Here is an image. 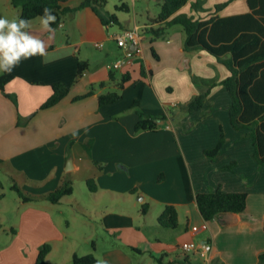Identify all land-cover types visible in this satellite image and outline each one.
Returning <instances> with one entry per match:
<instances>
[{
  "label": "crops",
  "instance_id": "0c3cea01",
  "mask_svg": "<svg viewBox=\"0 0 264 264\" xmlns=\"http://www.w3.org/2000/svg\"><path fill=\"white\" fill-rule=\"evenodd\" d=\"M83 1L73 0L69 7L77 8ZM197 2L201 6L195 9ZM225 3L217 12L216 7ZM249 12L247 0H192L178 14L208 19ZM158 14L141 25L135 21L134 29H140L142 38L138 46H130V52L114 48L119 31L112 30L113 22L107 23L111 14L104 8L99 15L90 8L67 14L58 28L50 26L51 32L42 29L39 18L31 21L30 31L48 44L49 63L34 56L11 73L0 72L14 76L5 91L17 99L15 105L0 90L1 167L16 180L14 185L33 196L57 190L64 178L72 180L84 166L92 172L83 182L87 195L79 199L74 188L73 195L57 204L10 198L15 201L10 207L0 181V226L8 215L18 216L9 225L11 240L0 242V264H35L45 244L52 248L48 264H73L74 255L89 254L96 257V264H159V260L193 264L199 255L184 253V242L212 243L209 264H259L264 254V168L254 158L252 140L244 136L247 131H237L231 124L232 98L220 85L230 72L206 51L185 53L180 26L151 43L142 28ZM18 16L10 0H0V17ZM120 60L125 64L114 70L115 81L110 82V67ZM79 61L89 63L81 77ZM126 73L131 81L122 99L100 107L98 97L113 91ZM194 78L216 80L219 85L202 110L186 115L182 105L206 88ZM58 83L70 88L69 95L40 110ZM101 83L106 86L100 88ZM91 87L93 95L75 101ZM135 101L145 114L166 115L157 121V131L135 132ZM185 121L190 123L187 130L182 127ZM222 134L223 152L211 159L205 152L218 145ZM234 163L232 169L226 168ZM89 179L96 182L94 193L87 187ZM218 189L247 194L245 211L205 221L196 198ZM143 204L149 206L146 214L141 211ZM166 206L177 209L176 229L158 224Z\"/></svg>",
  "mask_w": 264,
  "mask_h": 264
},
{
  "label": "trees",
  "instance_id": "16d2710c",
  "mask_svg": "<svg viewBox=\"0 0 264 264\" xmlns=\"http://www.w3.org/2000/svg\"><path fill=\"white\" fill-rule=\"evenodd\" d=\"M11 5L19 10L18 18L27 19L30 22L43 15L45 8L50 9L52 15L56 17L52 28H58L63 18L67 14L75 13L82 8H90L95 14L105 8L108 0H84L79 7L71 8L69 3L73 0H10ZM192 0H161L160 12L155 19L149 20L142 31L153 43L156 40L164 39L168 31L174 26H180L185 34L183 50L185 53L193 51H206L215 56L218 61L227 67L230 72L229 77L223 80L222 85L230 94L232 104L229 107V116L233 128L237 131H247L244 136L251 138L255 152L254 158L257 164L264 168V0H247L250 12L244 15L232 17L211 16L208 19L190 17L186 14H178ZM228 3V2H227ZM221 4L216 7L217 12L226 5ZM200 2L193 6L198 9ZM120 11H130L127 3L117 7ZM119 23L115 14L110 16V21ZM156 59H159L154 48L151 49ZM89 69L87 61H79L77 76L81 77ZM143 77L146 76V68L141 66ZM14 79L11 74L0 75V90L4 95L17 105L14 95L8 94L5 88ZM109 81H115V71H110ZM131 81V75H122L120 82L113 91L102 94L98 97L100 107L112 105L122 99V92L125 85ZM196 84H202L206 88L189 102L182 105V111L191 114L204 108L212 90L219 84L216 80H204L194 78ZM106 83H101L100 88H104ZM70 92V88L65 84L53 85L51 97L40 107L46 110L58 105ZM94 94V88L87 95L78 97L75 101L81 100ZM138 115V122L135 132L157 131L158 120H165L166 115L151 116L139 110V102L132 105ZM24 123L19 121V125ZM225 137L222 134L218 145L205 152L211 159L217 158L224 148ZM3 160L0 158V166ZM97 166V163H95ZM234 164L226 167L232 169ZM87 187L90 192L97 191L94 179L87 180ZM20 199L27 202L47 200L57 204L65 197L74 193V183L69 178H64L60 187L46 196H33L26 194L17 185L12 187ZM200 213L205 221H213L221 213L241 214L247 206V194L226 193L218 189L211 193L199 194L196 198ZM148 204H143L141 211L148 212ZM159 226L168 229H176L179 223L177 209L173 206H166L163 213L157 219ZM51 246L45 244L41 247L35 264H48L47 256L51 252ZM97 259L93 254L73 257V264H96ZM159 264H163L159 260ZM259 264H264V254L259 256Z\"/></svg>",
  "mask_w": 264,
  "mask_h": 264
},
{
  "label": "rangeland",
  "instance_id": "374dc122",
  "mask_svg": "<svg viewBox=\"0 0 264 264\" xmlns=\"http://www.w3.org/2000/svg\"><path fill=\"white\" fill-rule=\"evenodd\" d=\"M127 3V5L130 7V11H120L117 9L118 6H121L123 3ZM161 2V1H160ZM105 11H108L111 15L115 14L117 18H119L120 23H113L111 25V28L113 31H119V35L123 34L127 30H133L135 27V21L138 24H143L148 21V17L150 15L154 16L157 15V13L160 12V3L157 2V0H141V1H135V0H108L107 6L104 8ZM40 19V18H39ZM118 44L115 43L114 48H116V51H120ZM97 52V51H96ZM104 58V57H103ZM112 63L111 60H108ZM183 114L190 115L189 113L182 111ZM190 126V123L188 121H185L182 125L183 129L187 130ZM5 168V167H4ZM3 167L0 166V181L1 185L4 186L6 189L7 194L9 195L8 203L10 207H13V203H15L14 200H19V196L15 191H11V186L15 184V179L12 180V175L9 171H6ZM92 169H88L87 167H83V170L78 174L72 175V180L75 188V195L79 199H82L84 195H87V189L86 184H84V179L89 177L91 175ZM16 177V176H15ZM21 183V182H20ZM0 189H2L0 187ZM13 198V199H10ZM17 214L16 215H8L6 222L4 226H0V242H4L6 240H11L12 232L10 230V223L17 221L18 219ZM2 222H0L1 224ZM2 225V224H1ZM77 249L79 251H82L83 249V243L81 245L77 246ZM191 256H194L191 254ZM203 259L200 256H196V259L193 264H202Z\"/></svg>",
  "mask_w": 264,
  "mask_h": 264
},
{
  "label": "clouds",
  "instance_id": "9594fccd",
  "mask_svg": "<svg viewBox=\"0 0 264 264\" xmlns=\"http://www.w3.org/2000/svg\"><path fill=\"white\" fill-rule=\"evenodd\" d=\"M55 20L51 10L45 8L40 17L42 29L51 32L50 26ZM30 29L31 22L27 19L0 17V72L11 73L23 60L34 56L42 57L41 63L45 65L49 63L48 44Z\"/></svg>",
  "mask_w": 264,
  "mask_h": 264
},
{
  "label": "built area",
  "instance_id": "2783aa9c",
  "mask_svg": "<svg viewBox=\"0 0 264 264\" xmlns=\"http://www.w3.org/2000/svg\"><path fill=\"white\" fill-rule=\"evenodd\" d=\"M141 38L140 29L135 28L133 30H127L123 34L117 35L115 39L119 48L125 50L126 52H130V46H138L141 43ZM97 47L100 48L102 45L98 44ZM124 64L125 61L120 60L115 65L111 66L110 69L111 71H114L122 67ZM202 229H208L207 222L203 225ZM181 248L186 254H198L203 259L202 264H209L210 255L213 251L212 243L206 242L198 244L195 242H184L182 243Z\"/></svg>",
  "mask_w": 264,
  "mask_h": 264
},
{
  "label": "water",
  "instance_id": "95a60500",
  "mask_svg": "<svg viewBox=\"0 0 264 264\" xmlns=\"http://www.w3.org/2000/svg\"><path fill=\"white\" fill-rule=\"evenodd\" d=\"M159 121H160V120H159ZM69 163H70V165H71L72 161L70 160ZM220 215H222V216H226V215H233V216H236V213L226 212V213H221Z\"/></svg>",
  "mask_w": 264,
  "mask_h": 264
}]
</instances>
